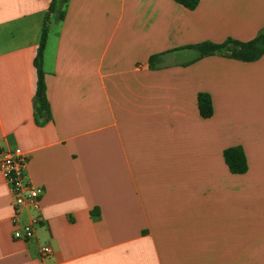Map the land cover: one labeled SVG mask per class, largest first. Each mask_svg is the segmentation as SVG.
I'll return each mask as SVG.
<instances>
[{
	"label": "crops",
	"instance_id": "0c3cea01",
	"mask_svg": "<svg viewBox=\"0 0 264 264\" xmlns=\"http://www.w3.org/2000/svg\"><path fill=\"white\" fill-rule=\"evenodd\" d=\"M49 2L0 0V150L26 153L42 188L41 222L15 239L0 173V264H264V53L185 48L253 38L264 0H67L47 15L40 122ZM228 146L244 173L229 171Z\"/></svg>",
	"mask_w": 264,
	"mask_h": 264
},
{
	"label": "trees",
	"instance_id": "16d2710c",
	"mask_svg": "<svg viewBox=\"0 0 264 264\" xmlns=\"http://www.w3.org/2000/svg\"><path fill=\"white\" fill-rule=\"evenodd\" d=\"M67 0H50L47 12L44 17L40 40L37 48L36 55L33 63L36 68L37 80L34 93L35 102V114L37 117H42L44 122L50 117L49 103L46 96V86L44 81V71L42 70V50L46 39V20L49 12L54 11L56 6H64ZM183 4L188 9H193L198 0H175ZM63 10H61V15ZM185 48L194 49L197 52V56L218 53L226 55L228 57L251 61L257 59L264 53V29L260 30L253 38L240 41L231 37H228L222 42L202 41L197 44L186 46ZM157 56L154 55L150 58V61ZM197 107L202 117H209L212 114V103L210 95L206 92H199L197 94ZM223 159L231 173H244L247 170V161L244 151L241 146H228L223 152Z\"/></svg>",
	"mask_w": 264,
	"mask_h": 264
},
{
	"label": "built area",
	"instance_id": "2783aa9c",
	"mask_svg": "<svg viewBox=\"0 0 264 264\" xmlns=\"http://www.w3.org/2000/svg\"><path fill=\"white\" fill-rule=\"evenodd\" d=\"M28 160V155L19 147L0 150V173L11 194L12 237L15 239L32 237L36 226L41 222L39 197L42 188L34 185L29 179ZM24 210H29L30 215L26 221H21L20 215ZM40 251L42 256H47L50 254L51 248L48 244H44Z\"/></svg>",
	"mask_w": 264,
	"mask_h": 264
}]
</instances>
